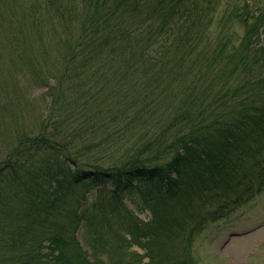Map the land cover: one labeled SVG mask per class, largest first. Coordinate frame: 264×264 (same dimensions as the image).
Instances as JSON below:
<instances>
[{
  "label": "trees",
  "instance_id": "16d2710c",
  "mask_svg": "<svg viewBox=\"0 0 264 264\" xmlns=\"http://www.w3.org/2000/svg\"><path fill=\"white\" fill-rule=\"evenodd\" d=\"M221 5L0 0V117L48 111L0 160V264H198L264 191V4Z\"/></svg>",
  "mask_w": 264,
  "mask_h": 264
},
{
  "label": "rangeland",
  "instance_id": "374dc122",
  "mask_svg": "<svg viewBox=\"0 0 264 264\" xmlns=\"http://www.w3.org/2000/svg\"><path fill=\"white\" fill-rule=\"evenodd\" d=\"M260 1L264 4V0ZM235 2L243 3L244 0H222L221 6ZM236 28L241 30L239 26ZM16 72L19 74L18 70ZM45 89L28 90L29 102L24 100L25 97H15H20L22 104L27 103L23 104L26 116H18L13 108L6 106L0 117V160L6 157L12 148V138L24 124L34 126L37 133L41 130L43 116L48 112L42 96ZM10 94L13 96L16 92L10 90ZM24 119L25 122H22ZM194 254L198 264H264V191L235 211L212 222L197 237Z\"/></svg>",
  "mask_w": 264,
  "mask_h": 264
}]
</instances>
